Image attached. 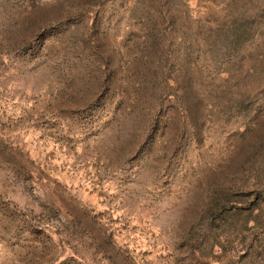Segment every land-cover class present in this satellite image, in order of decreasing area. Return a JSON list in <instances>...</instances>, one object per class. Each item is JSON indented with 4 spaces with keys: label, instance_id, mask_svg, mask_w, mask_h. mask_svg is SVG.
Masks as SVG:
<instances>
[{
    "label": "rangeland",
    "instance_id": "374dc122",
    "mask_svg": "<svg viewBox=\"0 0 264 264\" xmlns=\"http://www.w3.org/2000/svg\"><path fill=\"white\" fill-rule=\"evenodd\" d=\"M0 264H264V0H0Z\"/></svg>",
    "mask_w": 264,
    "mask_h": 264
}]
</instances>
